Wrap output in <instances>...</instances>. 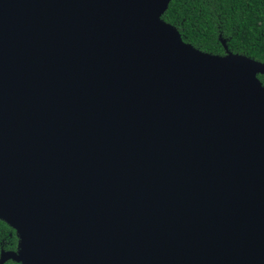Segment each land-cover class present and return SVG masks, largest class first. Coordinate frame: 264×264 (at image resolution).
<instances>
[{"label": "water", "instance_id": "1", "mask_svg": "<svg viewBox=\"0 0 264 264\" xmlns=\"http://www.w3.org/2000/svg\"><path fill=\"white\" fill-rule=\"evenodd\" d=\"M171 1L0 0V264H264V61Z\"/></svg>", "mask_w": 264, "mask_h": 264}, {"label": "trees", "instance_id": "2", "mask_svg": "<svg viewBox=\"0 0 264 264\" xmlns=\"http://www.w3.org/2000/svg\"><path fill=\"white\" fill-rule=\"evenodd\" d=\"M162 18L203 51L239 53L264 61V0H172ZM258 76L264 83V74ZM17 245L16 230L0 219V255Z\"/></svg>", "mask_w": 264, "mask_h": 264}]
</instances>
